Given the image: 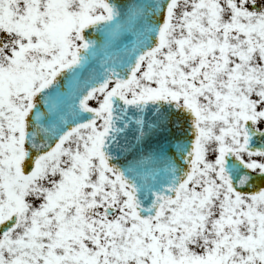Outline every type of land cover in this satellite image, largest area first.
I'll use <instances>...</instances> for the list:
<instances>
[{"label":"snow or ice","instance_id":"snow-or-ice-1","mask_svg":"<svg viewBox=\"0 0 264 264\" xmlns=\"http://www.w3.org/2000/svg\"><path fill=\"white\" fill-rule=\"evenodd\" d=\"M0 264H264V0H0Z\"/></svg>","mask_w":264,"mask_h":264}]
</instances>
